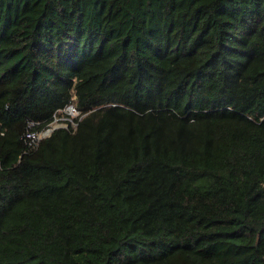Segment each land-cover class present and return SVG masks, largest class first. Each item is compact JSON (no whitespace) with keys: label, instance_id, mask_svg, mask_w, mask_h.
<instances>
[{"label":"trees","instance_id":"1","mask_svg":"<svg viewBox=\"0 0 264 264\" xmlns=\"http://www.w3.org/2000/svg\"><path fill=\"white\" fill-rule=\"evenodd\" d=\"M0 264H264V0H0Z\"/></svg>","mask_w":264,"mask_h":264},{"label":"built area","instance_id":"2","mask_svg":"<svg viewBox=\"0 0 264 264\" xmlns=\"http://www.w3.org/2000/svg\"><path fill=\"white\" fill-rule=\"evenodd\" d=\"M82 117L83 115L76 105L70 103L64 108L59 109L54 114L52 121L45 127L39 131L29 129L25 137L30 145L37 146L42 139L50 136L55 129L65 128L73 131L76 130ZM34 124L35 123H32L31 126Z\"/></svg>","mask_w":264,"mask_h":264}]
</instances>
